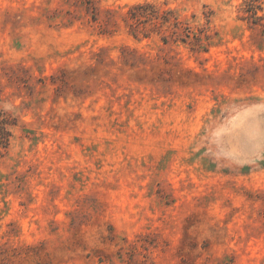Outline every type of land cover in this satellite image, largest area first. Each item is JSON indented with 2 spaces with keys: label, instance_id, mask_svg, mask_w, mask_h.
<instances>
[{
  "label": "rangeland",
  "instance_id": "rangeland-1",
  "mask_svg": "<svg viewBox=\"0 0 264 264\" xmlns=\"http://www.w3.org/2000/svg\"><path fill=\"white\" fill-rule=\"evenodd\" d=\"M2 122L0 264H264V0H0Z\"/></svg>",
  "mask_w": 264,
  "mask_h": 264
},
{
  "label": "trees",
  "instance_id": "trees-1",
  "mask_svg": "<svg viewBox=\"0 0 264 264\" xmlns=\"http://www.w3.org/2000/svg\"><path fill=\"white\" fill-rule=\"evenodd\" d=\"M248 3H247V6L249 8L248 12H252V11H250V9L253 8L252 4L248 5ZM254 15L256 16V13H254ZM1 124L3 125V127L2 126L0 127V149L5 150V149H7L8 145H9V142L11 139V134L7 130V127H6L7 123L2 122Z\"/></svg>",
  "mask_w": 264,
  "mask_h": 264
}]
</instances>
